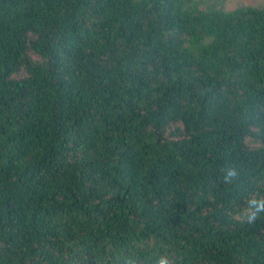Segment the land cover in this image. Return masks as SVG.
Segmentation results:
<instances>
[{"label":"trees","instance_id":"trees-1","mask_svg":"<svg viewBox=\"0 0 264 264\" xmlns=\"http://www.w3.org/2000/svg\"><path fill=\"white\" fill-rule=\"evenodd\" d=\"M205 1L0 0V264H264V3Z\"/></svg>","mask_w":264,"mask_h":264},{"label":"clouds","instance_id":"clouds-1","mask_svg":"<svg viewBox=\"0 0 264 264\" xmlns=\"http://www.w3.org/2000/svg\"><path fill=\"white\" fill-rule=\"evenodd\" d=\"M237 177V169L227 164L221 169L219 178L224 185H233ZM235 216L241 223H255L262 218L264 216V194L255 191L248 193L243 200V207L235 212ZM124 264H137V262L125 258ZM153 264H173V261L168 255L157 253Z\"/></svg>","mask_w":264,"mask_h":264},{"label":"rangeland","instance_id":"rangeland-1","mask_svg":"<svg viewBox=\"0 0 264 264\" xmlns=\"http://www.w3.org/2000/svg\"><path fill=\"white\" fill-rule=\"evenodd\" d=\"M205 2L210 4L218 3V6L223 5L227 9H232L241 4H263L264 0H206Z\"/></svg>","mask_w":264,"mask_h":264}]
</instances>
